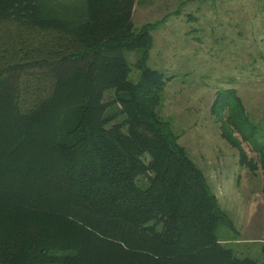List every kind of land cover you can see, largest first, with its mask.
Wrapping results in <instances>:
<instances>
[{"label": "trees", "instance_id": "trees-1", "mask_svg": "<svg viewBox=\"0 0 264 264\" xmlns=\"http://www.w3.org/2000/svg\"><path fill=\"white\" fill-rule=\"evenodd\" d=\"M134 2L0 0V264H264L216 235L232 224L159 113L160 21L135 27ZM210 112L264 197V141L235 90Z\"/></svg>", "mask_w": 264, "mask_h": 264}, {"label": "rangeland", "instance_id": "rangeland-1", "mask_svg": "<svg viewBox=\"0 0 264 264\" xmlns=\"http://www.w3.org/2000/svg\"><path fill=\"white\" fill-rule=\"evenodd\" d=\"M61 5L54 6L57 15ZM131 15L135 27L160 21L151 31L147 59L166 80L159 113L171 120L230 219L231 226H217V237L237 256L262 261V171L238 163L237 149L220 135L210 108L216 92L234 89L255 125V138L264 141V0H135ZM125 57L137 79L135 51ZM112 96L106 91V100ZM241 145L257 158L248 141Z\"/></svg>", "mask_w": 264, "mask_h": 264}]
</instances>
